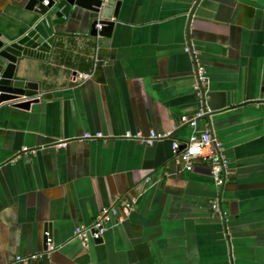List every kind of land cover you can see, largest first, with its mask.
<instances>
[{
	"label": "crops",
	"instance_id": "0c3cea01",
	"mask_svg": "<svg viewBox=\"0 0 264 264\" xmlns=\"http://www.w3.org/2000/svg\"><path fill=\"white\" fill-rule=\"evenodd\" d=\"M118 1L110 37L90 35L85 10L76 9L56 29L47 61H18V77L37 82L44 98L28 110L0 105V264H264V103H256L264 96V0ZM24 5L0 0L3 34L29 14ZM186 46L209 89L224 93L226 106L196 127L222 143L230 165L222 188L207 165L187 171L172 152L171 142L192 132L180 117L202 109ZM172 129L152 145L122 137ZM86 132L103 138L81 139ZM60 139L67 143L57 148ZM217 192L225 220L210 207ZM118 198L134 199V209L84 249L74 228ZM46 229L56 246L49 252Z\"/></svg>",
	"mask_w": 264,
	"mask_h": 264
},
{
	"label": "water",
	"instance_id": "95a60500",
	"mask_svg": "<svg viewBox=\"0 0 264 264\" xmlns=\"http://www.w3.org/2000/svg\"><path fill=\"white\" fill-rule=\"evenodd\" d=\"M24 9L29 14L24 16L15 31H11L9 35L0 31V105L9 103L13 107L28 110L32 103L38 102L44 96L40 95L37 82L18 77L16 73L18 61L22 57L47 61L55 40L56 29L64 26L76 9L85 10L90 21V35L110 37L119 16L120 1L49 0L48 4H43V0H25ZM98 24L101 25L99 30L96 28ZM24 68L31 70L32 66L26 64ZM223 96V92L211 91L208 85V91L202 100H199L204 110H209L205 115L209 117L213 110L226 106ZM220 100V103H215ZM185 145V141L180 143L178 152L182 151ZM174 157L176 158L175 155ZM229 169L230 165L228 172ZM101 240L102 237L93 242Z\"/></svg>",
	"mask_w": 264,
	"mask_h": 264
},
{
	"label": "built area",
	"instance_id": "2783aa9c",
	"mask_svg": "<svg viewBox=\"0 0 264 264\" xmlns=\"http://www.w3.org/2000/svg\"><path fill=\"white\" fill-rule=\"evenodd\" d=\"M49 0H43V4H48ZM96 28L99 30L101 25L98 24ZM194 59L195 69H194V84L193 89L196 97L201 101L204 97L206 91H208V79L205 74L204 67L197 63V52L186 46L184 48ZM88 77V74L79 73V80H84ZM77 80V79H76ZM74 80V81H76ZM256 103H264V96L256 100ZM209 110L200 109L192 117L182 116L180 117L179 125H188L192 128V132L187 141H185V148L178 152V147L180 142L173 140L171 142V147L174 155L182 163L183 169L191 171L195 168L196 163H201L207 165L210 175L214 181V184L218 188H222L226 181L229 179V161L223 154V147L220 140L215 138L211 133L210 129L205 128L203 130H197V121L203 117ZM173 129L168 131H153L150 130L148 133H143L140 130L135 132L126 131L122 134L123 138L138 141L140 143H145L147 145H152L157 140L171 139L173 134ZM82 139H92V138H103L101 133H89L86 132L82 135ZM67 143L66 139H60L52 143L55 147H64ZM21 151L23 153L35 154L37 148L22 147ZM145 183L148 185L157 184V181H153L151 177L147 176L145 178ZM217 196L210 201V207L212 213L219 217L221 220L227 219V213L222 209L220 204V193L217 192ZM135 200L132 199L128 201L126 199L118 198L114 203L109 206L102 207L97 213L94 220L89 224H80L74 228L73 238L77 239L82 247L88 248L90 242L102 237L105 231L118 223L124 221L128 215L134 209ZM45 238V252L53 251L56 246L53 243L52 237H50L49 230H44L43 232ZM43 253L32 254L28 256H17L16 261L19 262H29L31 260L40 258Z\"/></svg>",
	"mask_w": 264,
	"mask_h": 264
},
{
	"label": "flooded vegetation",
	"instance_id": "af4514ba",
	"mask_svg": "<svg viewBox=\"0 0 264 264\" xmlns=\"http://www.w3.org/2000/svg\"><path fill=\"white\" fill-rule=\"evenodd\" d=\"M199 0H192V5H196V3H198ZM82 246V245H81ZM84 248V247H83ZM84 249H87V248H84Z\"/></svg>",
	"mask_w": 264,
	"mask_h": 264
}]
</instances>
